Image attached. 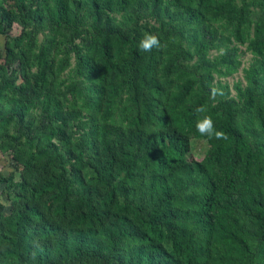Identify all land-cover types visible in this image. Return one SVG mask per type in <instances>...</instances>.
I'll list each match as a JSON object with an SVG mask.
<instances>
[{
  "label": "trees",
  "instance_id": "trees-1",
  "mask_svg": "<svg viewBox=\"0 0 264 264\" xmlns=\"http://www.w3.org/2000/svg\"><path fill=\"white\" fill-rule=\"evenodd\" d=\"M0 34V264H264V0H0Z\"/></svg>",
  "mask_w": 264,
  "mask_h": 264
},
{
  "label": "rangeland",
  "instance_id": "rangeland-1",
  "mask_svg": "<svg viewBox=\"0 0 264 264\" xmlns=\"http://www.w3.org/2000/svg\"><path fill=\"white\" fill-rule=\"evenodd\" d=\"M18 30H19L18 25L13 23L12 27L10 29V33H17ZM2 41H3V35L0 34V59L2 56V50H1ZM240 49H241V55H240L241 62H242V64H246L247 59H248L250 54L248 51H246L244 49L243 45H240ZM240 76H241V70H240V68H238L235 72H233L230 75L224 76L223 78H225L226 80L231 82L233 79L239 78ZM17 80L20 81V79H17ZM206 146H207L206 141L203 138L202 139H193V140H191L190 149L186 153V156L188 158L199 159L202 157V154H203ZM10 170H15V168H14L13 162L10 159L9 154L7 152L0 153V172L7 173ZM17 175L18 174L15 171L14 172V178H17ZM0 187H1V185H0ZM0 200L4 204L7 203L6 199H4L3 197L1 198V196H0Z\"/></svg>",
  "mask_w": 264,
  "mask_h": 264
},
{
  "label": "clouds",
  "instance_id": "clouds-1",
  "mask_svg": "<svg viewBox=\"0 0 264 264\" xmlns=\"http://www.w3.org/2000/svg\"><path fill=\"white\" fill-rule=\"evenodd\" d=\"M159 39L156 35L154 34H148L146 33L143 38L139 42V49L144 52H151L153 48L159 47ZM206 124L207 128H199L201 132H209L211 133L213 131L212 128V121L210 118H206ZM217 137L219 138L222 136V133H216Z\"/></svg>",
  "mask_w": 264,
  "mask_h": 264
}]
</instances>
